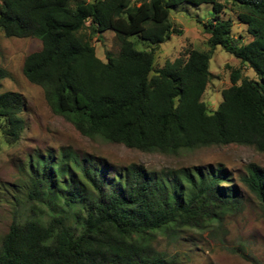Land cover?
<instances>
[{
  "label": "trees",
  "instance_id": "1",
  "mask_svg": "<svg viewBox=\"0 0 264 264\" xmlns=\"http://www.w3.org/2000/svg\"><path fill=\"white\" fill-rule=\"evenodd\" d=\"M211 5L209 52L190 50L156 68V53L173 35L171 11ZM0 31L33 38L40 51L23 65L54 111L83 136L147 153L177 155L239 145L264 154V0H2ZM235 13L252 38L232 34ZM112 31L117 55L96 54L93 40ZM147 41L139 51L131 40ZM221 47L241 63L211 111L203 97L211 60ZM243 68L255 78L243 76ZM8 73L0 68V89ZM20 93H0L7 142L24 132ZM72 151L38 156L25 168L27 203L0 244V264H177L155 249L158 234L207 232L242 204L224 191L225 176L201 169L150 172L132 163L114 178ZM243 183L264 214V170L251 165Z\"/></svg>",
  "mask_w": 264,
  "mask_h": 264
},
{
  "label": "rangeland",
  "instance_id": "2",
  "mask_svg": "<svg viewBox=\"0 0 264 264\" xmlns=\"http://www.w3.org/2000/svg\"><path fill=\"white\" fill-rule=\"evenodd\" d=\"M85 1L92 3L95 0ZM139 2L131 0V4L139 5ZM212 14L213 8L208 4L199 7L183 4L172 10L171 22L181 35H173L159 47L155 56L156 68H162L167 61L173 62L184 57L192 49L209 52L210 35L205 32V24H209ZM222 18H232V34L236 40H241V37L242 43L252 40L235 13L225 11ZM131 40L139 51L151 48L147 41L136 38ZM93 45L98 58L104 62L108 51L115 55L118 53L112 31L105 32L101 41L94 39ZM41 49L42 44L36 39L7 38L0 31V68L8 73L0 93L16 92L25 99V108L21 114L25 129L20 140L14 144L8 143L0 129V244L13 220L21 214L27 203L25 168L28 162L38 156L49 155L60 160L62 152L70 150L80 160H93L94 168L108 172L109 178H114L120 169L132 163L150 172L201 169L206 175L218 172L220 176H225L227 181L222 182V187L227 194L241 202V210L227 215L220 225L207 232L186 230L178 236L158 234L154 241L155 249L177 264H264V214L256 197L243 183L251 165L264 170L263 153L250 147L230 145L164 155L87 138L66 118L55 114L46 100L44 89L30 83L24 76L26 57ZM239 68L241 63L235 57L221 47L214 50L211 60L212 78L203 97L211 111H215L221 104L222 91L232 85L231 72ZM243 76L255 78L254 73L246 68H243Z\"/></svg>",
  "mask_w": 264,
  "mask_h": 264
}]
</instances>
